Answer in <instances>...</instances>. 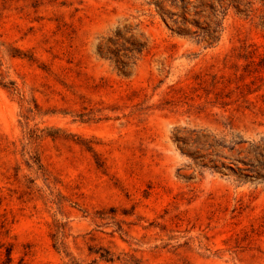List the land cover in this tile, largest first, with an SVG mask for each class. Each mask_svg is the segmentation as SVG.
I'll list each match as a JSON object with an SVG mask.
<instances>
[{
    "label": "rangeland",
    "instance_id": "rangeland-1",
    "mask_svg": "<svg viewBox=\"0 0 264 264\" xmlns=\"http://www.w3.org/2000/svg\"><path fill=\"white\" fill-rule=\"evenodd\" d=\"M0 264H264V0H0Z\"/></svg>",
    "mask_w": 264,
    "mask_h": 264
}]
</instances>
